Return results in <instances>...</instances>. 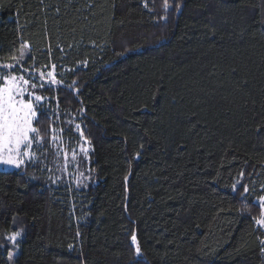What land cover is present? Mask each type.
<instances>
[{"label": "trees", "instance_id": "16d2710c", "mask_svg": "<svg viewBox=\"0 0 264 264\" xmlns=\"http://www.w3.org/2000/svg\"><path fill=\"white\" fill-rule=\"evenodd\" d=\"M168 2L0 0V62L27 41L71 86L42 92L35 159L0 170V264L13 230L15 264H133V233L146 264H264V0Z\"/></svg>", "mask_w": 264, "mask_h": 264}, {"label": "snow or ice", "instance_id": "6c2138e0", "mask_svg": "<svg viewBox=\"0 0 264 264\" xmlns=\"http://www.w3.org/2000/svg\"><path fill=\"white\" fill-rule=\"evenodd\" d=\"M147 7V4L144 5ZM182 4H176L175 10L179 11ZM164 9L168 11L169 2L164 0ZM166 18V17H165ZM30 44L27 41L22 42L19 49L13 53H9L11 62H0V168H11L19 170L26 163H30L35 159V145H43V136L37 125L39 117L43 115L41 109L44 108L45 102H51L49 97H45L43 91H55L56 87H71L62 84L61 79L55 71L56 65L52 64L47 71H36L39 67L33 64L31 68L25 65L28 57ZM61 51H63L61 49ZM34 59V58H33ZM48 67V66H45ZM233 74L235 70L233 69ZM75 84V81H73ZM247 88V81L243 84ZM37 88L40 91H37ZM78 91V86H77ZM146 110V108H145ZM75 129L79 131L80 137H83L86 144H90V140L84 137V130L80 124L75 125ZM61 132L63 130L61 129ZM258 135L260 129H257ZM57 137L52 136L51 140L56 141ZM143 150V144H141ZM83 156H87L88 149H81ZM141 153L136 154L139 159ZM81 162L76 161V151L73 150L72 158L69 159L67 153H64V167L67 170L69 164L74 168H79ZM8 174V173H4ZM71 174V173H69ZM240 175H244L243 172ZM84 173H80L77 182L79 186L80 178ZM127 180V177L125 178ZM243 193L248 194L251 190L247 185H240ZM234 192L238 191L237 185L232 186ZM261 191L264 192V186ZM258 207L260 213L258 218H251L254 222L257 232V240L259 242V251L264 257V194L258 197ZM127 210V209H125ZM197 227H199L197 225ZM20 231L13 230L10 235L4 238L9 241L14 248L19 247L17 238L21 236ZM132 254L133 264H146L143 259V250L135 233L131 235V244L129 245ZM199 251V250H198ZM12 259V254H9Z\"/></svg>", "mask_w": 264, "mask_h": 264}, {"label": "rangeland", "instance_id": "374dc122", "mask_svg": "<svg viewBox=\"0 0 264 264\" xmlns=\"http://www.w3.org/2000/svg\"><path fill=\"white\" fill-rule=\"evenodd\" d=\"M38 89L39 88H37V91H38ZM82 148H87L88 149V153H89V149H91V145L90 144H86L85 141H83L82 145H81V149ZM81 160L82 161H90L89 154L87 156H83V154H82ZM0 170H2V171H16V170L11 169V168H0ZM69 173H72V171H69ZM23 238H24L23 232H21V236L17 238L18 243H20V241L23 240ZM19 250H20V245H19L18 248H14L13 245L11 244L10 253L12 254V259L10 260L9 257H8L9 264H15V260H16L17 254L19 253Z\"/></svg>", "mask_w": 264, "mask_h": 264}]
</instances>
